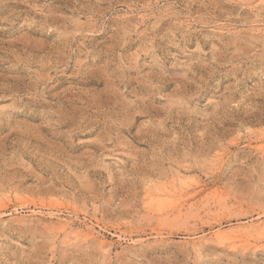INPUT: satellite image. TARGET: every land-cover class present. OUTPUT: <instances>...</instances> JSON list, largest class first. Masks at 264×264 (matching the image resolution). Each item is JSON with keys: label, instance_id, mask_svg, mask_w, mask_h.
<instances>
[{"label": "rangeland", "instance_id": "374dc122", "mask_svg": "<svg viewBox=\"0 0 264 264\" xmlns=\"http://www.w3.org/2000/svg\"><path fill=\"white\" fill-rule=\"evenodd\" d=\"M0 264H264V0H0Z\"/></svg>", "mask_w": 264, "mask_h": 264}, {"label": "bare ground", "instance_id": "6f19581e", "mask_svg": "<svg viewBox=\"0 0 264 264\" xmlns=\"http://www.w3.org/2000/svg\"><path fill=\"white\" fill-rule=\"evenodd\" d=\"M149 195H151V194H149ZM152 196V195H151ZM151 196H149V200L148 201H146L149 205H152L153 203H155V197H151ZM155 196V195H154ZM146 203V204H147ZM159 203V202H158ZM158 203H157V205H158ZM155 209H156V207H154ZM159 208H160V206H159ZM65 222V221H64ZM61 223V222H60ZM71 223V222H70ZM67 225H68V223H66ZM66 224H64V226L66 225ZM263 224V223H262ZM83 225V224H82ZM61 226V225H60ZM62 227V226H61ZM62 228H64V227H62ZM61 228V229H62ZM68 228V227H67ZM69 228H71L70 227V225H69ZM83 228V227H82ZM92 228V227H91ZM94 229V228H93ZM93 229H90V231L92 232L93 231ZM65 230V229H64ZM72 229H70V231H71ZM77 230V229H76ZM84 230V229H83ZM224 230V229H223ZM79 231H81V230H79ZM87 231H89L88 230V228H87ZM221 231V230H220ZM237 231V230H236ZM239 231V230H238ZM73 232V231H72ZM71 232V234L73 235L72 237L74 238V237H76L77 238V236H78V234H80L79 232H78V230H77V233H76V231L74 230V233H72ZM84 232H82V234H83ZM85 233H86V231H85ZM216 233H217V231H216ZM85 235V234H84ZM86 235L88 236V235H90V233L89 232H87L86 233ZM216 235V234H215ZM79 236H81V235H79ZM235 236H237L236 234H226L225 232H223V231H221V232H218L217 233V237H220V238H228L230 241H231V239L232 240H234V238H232V237H235ZM82 237V236H81ZM84 238H86V236L84 237ZM91 239V238H90ZM75 240H77V239H75ZM78 240H80L79 239V237H78ZM88 240V239H87ZM234 242V241H233ZM194 244V243H193Z\"/></svg>", "mask_w": 264, "mask_h": 264}]
</instances>
